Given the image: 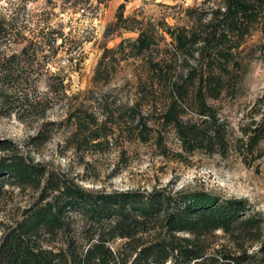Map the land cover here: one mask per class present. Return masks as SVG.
<instances>
[{"label": "trees", "instance_id": "16d2710c", "mask_svg": "<svg viewBox=\"0 0 264 264\" xmlns=\"http://www.w3.org/2000/svg\"><path fill=\"white\" fill-rule=\"evenodd\" d=\"M208 1L185 9L189 24L163 22L161 33L150 20L123 16V4L114 22L115 27L136 31V37L122 39L119 46L127 42L129 54L146 64V80L139 82L144 90L129 106L135 125L146 129L143 109L158 102L146 94L165 92L169 99L162 123L172 126L185 152L226 150V129L206 97H217L224 88L221 77L240 67L239 48L257 28L264 45V0H220L206 6ZM7 22L0 16V46L19 34ZM159 39H169L172 50L154 58ZM36 42L31 38L28 45ZM28 45L18 52L0 51V62H8L0 69L2 106L10 108L17 100L29 109L42 105L40 98L7 89L19 80L12 64L30 54ZM101 71L100 64L95 77ZM190 86L195 88L198 117L185 120L178 101ZM102 107L100 121L87 108L68 113L70 139L78 147L109 143L101 130L114 113ZM261 123L253 120L241 127L245 139L240 146L252 152L264 141ZM155 142L166 154L161 137ZM172 157L183 160V153L174 151ZM14 188L34 195L7 217L1 212ZM0 231V264H264V215L246 198L166 187L87 188L10 139H0Z\"/></svg>", "mask_w": 264, "mask_h": 264}, {"label": "rangeland", "instance_id": "374dc122", "mask_svg": "<svg viewBox=\"0 0 264 264\" xmlns=\"http://www.w3.org/2000/svg\"><path fill=\"white\" fill-rule=\"evenodd\" d=\"M219 1L209 0L206 6ZM203 3L0 0V16L19 33L2 44L0 51L18 52L31 38L37 41L28 45L29 55L12 64L19 80L15 78L7 89L40 98L42 104L36 109L26 108L18 100L10 108L0 105V139L12 140L23 152L87 188L207 190L246 198L264 215V141L252 152L240 146V139H245L241 127L254 120L262 122L264 129V45L258 28L239 48L236 57L240 67L221 77L224 88L220 94L206 97L226 129L228 144L224 152L181 149L172 126L162 123L161 112L169 99L165 92L146 94V99L158 101L143 109L146 129L142 131L140 125H135L131 115L129 106L144 90L139 82L146 80V64L142 57L129 54L127 42L119 46L122 39L137 35L136 31L115 27L119 6L123 4V16L150 20L161 33L163 22L170 26L189 24L185 9ZM168 41L158 40V47L151 53L154 58L172 50ZM190 63L198 66L194 60ZM100 64L102 71L95 77ZM2 65L8 66V62H0V69ZM195 96V88L190 86L187 95L178 101L185 120L198 117ZM103 105L114 113L101 130L107 133L109 143L78 147L70 139L73 125L65 118L80 107L92 111L100 121ZM156 137H161L166 154L158 148ZM174 151H181L183 160L174 159ZM33 195V191L14 188L1 213L14 215L17 207L29 203Z\"/></svg>", "mask_w": 264, "mask_h": 264}]
</instances>
